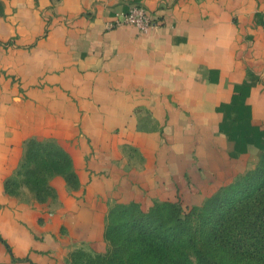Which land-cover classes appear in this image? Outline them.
<instances>
[{"label": "crops", "instance_id": "obj_1", "mask_svg": "<svg viewBox=\"0 0 264 264\" xmlns=\"http://www.w3.org/2000/svg\"><path fill=\"white\" fill-rule=\"evenodd\" d=\"M131 2L155 24L109 25ZM29 138L75 173L6 188ZM264 149V0H0V264L102 248L114 203L200 205Z\"/></svg>", "mask_w": 264, "mask_h": 264}, {"label": "rangeland", "instance_id": "obj_2", "mask_svg": "<svg viewBox=\"0 0 264 264\" xmlns=\"http://www.w3.org/2000/svg\"><path fill=\"white\" fill-rule=\"evenodd\" d=\"M55 150L52 139L34 138L9 178L8 189L18 193L27 188L36 199L51 200L47 185L55 173ZM244 174L236 183L243 182ZM259 195L236 194L235 201L223 206L228 211L223 215L213 207L215 199L191 206L161 201L148 213L132 204L114 203L106 219L104 246L96 250L78 245L70 252L69 264H264V248L251 244L252 236L261 233L255 228L260 221Z\"/></svg>", "mask_w": 264, "mask_h": 264}, {"label": "trees", "instance_id": "obj_3", "mask_svg": "<svg viewBox=\"0 0 264 264\" xmlns=\"http://www.w3.org/2000/svg\"><path fill=\"white\" fill-rule=\"evenodd\" d=\"M33 139L34 138H29L26 141L25 149H24V155H26L27 152L29 151L31 141ZM55 146H56V150L53 152L57 156L56 162L54 163L55 173L63 174L65 176V178L68 180V182H70V183L74 182L75 173L71 167V161H70L69 154L63 148L58 146L56 143H55ZM9 178H7L5 181L7 189H8ZM43 180L46 181V179H44V178H43ZM27 186L29 187L30 184L27 183ZM47 186L51 189V191L53 193V190H52V187L50 186V184H48ZM8 190L11 191L10 189H8ZM256 191L260 192V195L258 196L257 202H256L257 204H259L257 206H260L258 211L256 212V214H258L257 218H260V221H258L259 223L255 228L260 230L261 233L252 236L253 241L251 244H252V246L253 245H260L261 248L263 249L264 248V149L262 150L255 167L246 171L245 174L243 175V182L237 181V183H236V181H235L233 183L231 182V183L227 184L226 186L222 187L219 191H217L214 195H212L208 199H206V201H207L206 204H211V200L215 199V204H214L215 206H213V207H215V209L217 208L220 211V213L223 215L226 212H228V211H226L227 207L223 208V206L225 204H227V206H228L230 200L235 201V198H233V196H235L236 194L239 193V196H240L239 198L247 197V196H251V194L253 192H256ZM203 204H205V203H203ZM132 205H134V204H132ZM154 205H156V204H154ZM134 206L136 207V209L139 212H142V213L150 212V210L153 207L152 206L147 211H143V210L139 209L136 205H134ZM208 206H206V208ZM253 220H256V217ZM105 233H106V229H105ZM257 247H259V246H257Z\"/></svg>", "mask_w": 264, "mask_h": 264}, {"label": "built area", "instance_id": "obj_4", "mask_svg": "<svg viewBox=\"0 0 264 264\" xmlns=\"http://www.w3.org/2000/svg\"><path fill=\"white\" fill-rule=\"evenodd\" d=\"M128 23L134 25L139 31H146L155 24L151 13L140 2H131L127 9L117 13L109 25Z\"/></svg>", "mask_w": 264, "mask_h": 264}]
</instances>
